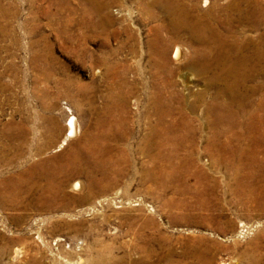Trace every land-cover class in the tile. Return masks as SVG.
<instances>
[{
	"label": "rangeland",
	"instance_id": "rangeland-1",
	"mask_svg": "<svg viewBox=\"0 0 264 264\" xmlns=\"http://www.w3.org/2000/svg\"><path fill=\"white\" fill-rule=\"evenodd\" d=\"M97 1L107 4L0 0V264H264V89H240L246 114L237 121L260 130L254 139L228 121L212 125L206 104L220 84L208 86L190 52L216 46L192 43L184 30L171 37L155 0ZM177 1L220 32L224 49L237 41L253 48L264 33V0ZM238 10L250 15L241 20ZM103 16L112 22L93 31ZM156 30L167 43L165 64L151 44ZM175 47L183 50L177 58ZM105 108L116 125L103 142L106 167L59 173ZM71 119L76 131L66 138ZM183 120L191 133L168 132ZM215 131L228 154L247 155L255 142L252 191L237 188L244 171L235 158L232 167L216 162ZM48 169L63 181L51 210L37 206Z\"/></svg>",
	"mask_w": 264,
	"mask_h": 264
},
{
	"label": "bare ground",
	"instance_id": "bare-ground-1",
	"mask_svg": "<svg viewBox=\"0 0 264 264\" xmlns=\"http://www.w3.org/2000/svg\"><path fill=\"white\" fill-rule=\"evenodd\" d=\"M155 1H156L155 4L161 9H163L166 18L168 19L167 28H168V33L171 35V37L172 36L173 38L176 37L175 35H178V32L181 33V31L184 30L187 32L188 38L190 39L192 43H196V44H200L204 46L212 42L216 46L215 49H211L210 47L207 50L205 49L198 50V49L192 48V51L190 52V56H191L190 63L194 66H197L198 69L202 71L199 73L208 75V81H207L208 86H213L216 83L220 84V86L217 89L216 95L214 96V98H212V101L206 104L207 105L206 113L208 117L210 118V122L212 123V125H216L222 121H228L229 129L232 130V128H234L236 130H239V133H241V135L243 134V132L246 133L247 135L245 139L247 138L254 139L253 138L254 134L257 132H260V130L257 131L258 128L256 126L251 125L252 123L251 124L244 123V125L241 123H238L237 117L240 118V116L246 114V113L241 114V112L243 111L245 112L243 108L245 104L243 103L245 97H244L243 92L240 91V89L244 88L245 92H249V93H254L256 91L258 92L261 89H264V82L259 81L260 80L259 78L264 76V33L263 35H261L259 40L255 44H253L254 45L253 48L251 47L249 41L247 42L237 41L235 43L229 44L228 49H224L223 47L225 46V43H226L225 39L222 38L220 32L217 29H214L209 24L210 22L208 24L204 23L205 21L204 17H201V15L198 16L199 14L193 17L195 13H193V15L190 14L189 12L191 11H188L187 8L180 6L177 0H155ZM86 2L90 3L92 8L95 10H98L99 8L101 10L107 4V3L99 4L97 0H86ZM203 3H204L203 6H205L207 4L206 0H204ZM247 13L244 11L243 12L239 11L238 18L241 20L242 18L246 19L247 16L250 15ZM103 17L104 18H100V22L97 23V25H94V26L92 25L93 31H97L101 28L104 29L105 27L103 28V26H105L107 23L110 22L108 21L110 20L108 17H105V16ZM260 20L261 19H258V24L259 23L261 24ZM90 24H93V23L90 22ZM97 32L99 33V31ZM153 43H155L156 47L154 46ZM151 44L152 46L155 47L154 51L156 52V55H158L157 58H159V61L161 60L162 64H165L166 60H168L167 55H166L167 43H166V40L160 37L159 30H156L153 40L151 41ZM180 49L181 48L179 47H175L173 58H177L180 55V52L183 51V50L180 51ZM217 70L219 71L217 72ZM49 74H44V77L47 78L48 80H51L52 77ZM248 82H253V85H247ZM54 83H58V82L55 81ZM67 83L68 82H63V81L59 82V84L64 85V86ZM221 97L223 98L226 97L228 99V102L222 105L218 101V99ZM197 98L200 100L202 96L198 95ZM261 105L262 104H260V106L258 107L261 108L262 107ZM234 107H236L237 109L236 111L233 110ZM105 109L106 110H104L103 117L94 123L93 131L86 133L83 136L82 140L77 145V147L69 151L64 156V158L60 159L59 157V159L62 160V162L57 165V171L59 173L66 172V171H69L72 173L73 172L87 173L91 171H102L104 167H106L107 163L104 159H102V156L105 153L110 151V147L106 146L103 142L110 138H114L116 136V125H115V122H109L106 120V118H104V116L109 115L108 108H105ZM247 115H249L248 119H251L252 116L255 114L253 115L247 114ZM179 128L180 129L182 128L185 135H187V133L192 132V129L190 128V124L184 120H183V126H182V123L178 124L177 126L176 124L173 126L172 125L167 126L168 132H173V133H174V130H177ZM75 131L76 130L74 127V123L71 119V121L67 124L66 138L73 137L75 134ZM217 135H218V132L215 131L213 133V140L210 145L211 148L216 151V157H215L216 162L219 163L220 165L221 164L224 165L225 167H230L231 165H233V163L230 160V157L232 158V160L233 158H235V160L238 161V164L240 166L235 169L240 170L242 172L244 171L243 176L240 179L241 181H243V183H241V185H237V188L239 190L246 189L248 191H252V187L251 188L249 187L251 186L249 185L250 181L251 180L253 181L256 178H259L258 168L257 169L253 168L254 167L253 166L254 156L252 155V152H251L255 150V147H254L255 142L252 140L253 148L251 147L247 149V151L250 150V152H248L247 155L244 154L243 152L244 150H242V148H235L233 150V153L228 154V151H229L228 147L220 143H217L216 140L214 139L215 136ZM179 141L175 142L174 148L179 147V144H180ZM62 144H64V142H62ZM54 159L47 160V163L45 164L40 163L38 164V166L46 167L47 165L49 167L51 166L50 165L52 163L51 161H53ZM186 160H189V159L187 158ZM43 175H44V178L46 179V185L40 189L42 191V194H41L42 198L38 199L37 206L45 210H51V209H54L55 203L59 200L58 197L64 196V195L62 196L59 194L60 192L61 193L63 192L62 191L63 181H56V178L54 177L56 174H54V170H51V169L50 170L48 169V171H45ZM234 177L237 178L236 175H234ZM196 178L202 179V180L207 179L206 175L201 170L197 171ZM95 182H97L95 178L89 179V183L92 184ZM237 183L239 182L237 181ZM76 187H78V183H75L73 185V188H76ZM262 193H263L261 195L262 197H260L261 199L260 204L262 207H264V189ZM65 201H66V197L64 201H61V203H64ZM35 205H36V201H35ZM134 264H143V263L139 261Z\"/></svg>",
	"mask_w": 264,
	"mask_h": 264
}]
</instances>
